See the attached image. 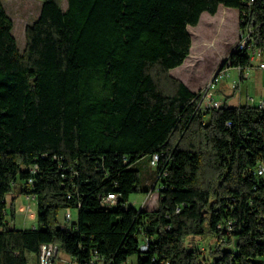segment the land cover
<instances>
[{
    "label": "trees",
    "instance_id": "16d2710c",
    "mask_svg": "<svg viewBox=\"0 0 264 264\" xmlns=\"http://www.w3.org/2000/svg\"><path fill=\"white\" fill-rule=\"evenodd\" d=\"M41 1L21 51L0 0V264H39L50 243L75 264H264V107L197 109L170 73L191 54L188 27L220 5L264 48V0ZM228 60L241 76L251 64L236 48L219 69ZM155 153L157 208L124 207L150 191L138 164ZM15 187L36 195L34 227L6 221ZM197 237L218 241L210 260Z\"/></svg>",
    "mask_w": 264,
    "mask_h": 264
},
{
    "label": "rangeland",
    "instance_id": "374dc122",
    "mask_svg": "<svg viewBox=\"0 0 264 264\" xmlns=\"http://www.w3.org/2000/svg\"><path fill=\"white\" fill-rule=\"evenodd\" d=\"M63 7H66V1ZM4 6L13 20L14 27L12 33L15 36L21 51L24 50L26 43L25 30L27 25L32 24L40 15L41 0H3ZM238 10L232 7L220 5L216 14L203 12L199 23L196 26H189L193 45L191 54L187 57L184 64L173 68L172 76L175 71L181 72L189 81V85L197 89L202 86V82L212 73L211 78L205 85L197 89V92L204 89L215 73L218 71L221 63L227 58L230 52L235 48L239 41L241 29L238 23ZM260 59L251 61L250 66L246 69L247 77L240 80V73L236 67H230L227 75L217 84L215 98L225 101L230 106L239 105L240 97L242 103L259 105L264 101V69L260 68ZM178 78V77H177ZM237 83V87H234ZM253 99V100H249ZM145 164V166H144ZM144 167H143V166ZM142 166L141 172L143 177V186L151 187L152 192L156 167L151 166L148 158H144L138 164ZM149 192H137L130 196L131 201H136V207L140 206V201L145 199ZM7 216L6 221L10 227L18 229L25 227H34L38 224V205L37 200L27 199V194L19 191L15 187L11 193L6 195ZM158 206V190L155 189L147 199L145 208L152 210ZM65 212L60 214L61 222L64 223ZM77 219V211H73V219ZM191 239H189L190 242ZM197 244L201 252V258L211 259V249L217 245V240L213 237H197ZM217 241V242H216ZM28 264H36L37 256L32 252L26 254ZM137 255H132L127 260V264H137ZM58 264L70 263L71 257L60 250L56 258Z\"/></svg>",
    "mask_w": 264,
    "mask_h": 264
},
{
    "label": "built area",
    "instance_id": "2783aa9c",
    "mask_svg": "<svg viewBox=\"0 0 264 264\" xmlns=\"http://www.w3.org/2000/svg\"><path fill=\"white\" fill-rule=\"evenodd\" d=\"M253 31L251 28L243 29L240 32V38L238 43L236 44L235 48L237 50H243L248 51L250 53V59L251 61L260 59V64L258 65L260 68L264 69V48L257 47L254 44V38H253ZM231 66V61H227V64L224 68L218 69V71L215 73V75L212 77V79L209 81L207 86L198 91L197 97L195 100L197 101V109H213V108H220L223 105L224 101L218 100L215 98V89L217 87V84L220 82V80L224 77V75H227L229 72ZM220 68V67H219ZM239 70V73L241 71L240 67H236ZM247 77L246 71L243 73V76H241L240 73V80ZM234 87H237V83H234ZM253 100V99H249ZM259 107H264V101H262L259 105ZM159 160V155L157 153L153 154L150 165L156 167ZM33 171H36V167L32 169ZM253 174H257L260 176H264V163L259 164L258 167L253 171ZM30 182H32V178L30 179ZM156 184V183H155ZM154 184V185H155ZM152 192H149L145 199L140 201V206L138 209H142L146 206L147 199H149ZM70 196V195H69ZM27 199H35V194H27ZM120 200V194L116 192H110L107 195H104L101 197V204H103V207H108V204H118ZM124 207H130V206H136V201H127L126 203H123ZM64 218L66 221L62 224L63 227L70 225V222L73 219V211L68 208L65 211ZM232 221H228L227 227L230 230L232 227ZM148 247V243L143 244L141 247V250L144 251ZM58 257V246L57 245H41L38 263L39 264H58L56 261V258ZM72 260V258H71ZM66 264H75L72 260L70 263Z\"/></svg>",
    "mask_w": 264,
    "mask_h": 264
},
{
    "label": "crops",
    "instance_id": "0c3cea01",
    "mask_svg": "<svg viewBox=\"0 0 264 264\" xmlns=\"http://www.w3.org/2000/svg\"><path fill=\"white\" fill-rule=\"evenodd\" d=\"M217 13V12H216ZM193 42V41H192ZM184 63H185V61H184ZM183 63V64H184ZM186 64V63H185ZM173 70L174 69H171L170 70V73L172 74L173 73ZM175 76H176V78L178 77V79H180V80H182L192 91H194V92H197V89H199V88H201L203 85H205V83H207L208 82V80L211 78V75H212V73L206 78V80L204 81V82H202L203 84H202V86H199L197 89H194V88H192L190 85H189V81H187V79L183 76V74L181 73V72H177V71H175ZM243 80V79H242ZM241 80V81H242ZM216 97V96H215ZM218 99V98H217ZM242 97H240V102H239V105L242 103ZM237 106V105H236ZM154 190H152V192H153Z\"/></svg>",
    "mask_w": 264,
    "mask_h": 264
},
{
    "label": "bare ground",
    "instance_id": "6f19581e",
    "mask_svg": "<svg viewBox=\"0 0 264 264\" xmlns=\"http://www.w3.org/2000/svg\"><path fill=\"white\" fill-rule=\"evenodd\" d=\"M113 204H108V206H112ZM44 245H54V244H52V243H50V244H44Z\"/></svg>",
    "mask_w": 264,
    "mask_h": 264
},
{
    "label": "water",
    "instance_id": "95a60500",
    "mask_svg": "<svg viewBox=\"0 0 264 264\" xmlns=\"http://www.w3.org/2000/svg\"><path fill=\"white\" fill-rule=\"evenodd\" d=\"M223 63H224V61L221 63V65H222ZM221 65H220V66H221Z\"/></svg>",
    "mask_w": 264,
    "mask_h": 264
}]
</instances>
